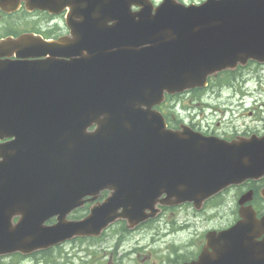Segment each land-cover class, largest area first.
<instances>
[{"label": "water", "instance_id": "obj_1", "mask_svg": "<svg viewBox=\"0 0 264 264\" xmlns=\"http://www.w3.org/2000/svg\"><path fill=\"white\" fill-rule=\"evenodd\" d=\"M20 1L28 10L68 7L70 36L0 40V58L45 56L0 59V139L11 138L0 143V254L98 235L116 218L133 226L158 203L199 207L264 175V136L219 141L173 130L153 108L165 92L264 62V0H0V8ZM102 190L85 217L67 219ZM225 256L222 264L236 261Z\"/></svg>", "mask_w": 264, "mask_h": 264}, {"label": "flooded vegetation", "instance_id": "obj_2", "mask_svg": "<svg viewBox=\"0 0 264 264\" xmlns=\"http://www.w3.org/2000/svg\"><path fill=\"white\" fill-rule=\"evenodd\" d=\"M32 13L45 17V20L42 24L33 21L30 26L38 23L40 30L26 28L27 32L33 31L35 34L48 39H56L69 34L64 19L65 10L57 14L38 13L37 11ZM194 101L198 103L192 107ZM200 101L202 100L199 98L184 97L180 104V106L187 109L186 113L191 115L189 121L185 123L194 130L227 140L238 135L256 134L260 136L264 134V110L260 112V109H258V116L255 120L256 128L252 130L222 131V127L218 130L201 126V120H204V106L210 105H203L199 103ZM257 101L254 100V106L256 104L259 108L260 103H257ZM240 106V104L234 105L235 108ZM191 107L192 110H196L195 114H192ZM211 108L214 107L210 106ZM195 117L200 118L199 121H196ZM263 187L264 177L246 180L239 186H233L213 195L204 202L200 211L194 210L191 203L178 206H160L158 207L159 212L154 218L139 223L133 229H126L124 221L116 223L121 226L118 228V234L115 233L118 229L110 228L117 237L112 242L106 237L73 238L53 249L76 240L94 243L91 247H86L87 250L84 251L83 255H80L79 262H75V264H184L186 262L222 264V253L239 259L248 258L251 260L250 263L240 262V264H264V198L261 196ZM232 189L238 190V193L233 196L232 205L229 207L226 204L229 202L232 194L230 190ZM245 192H250L249 199L240 203L239 201ZM249 205L252 209L248 208ZM222 207H228L229 209L222 213ZM179 209L188 211H180ZM86 211L87 209H77L75 211L76 218L81 217ZM180 214L183 216H180ZM245 218H249L250 222L245 224L244 227L240 225L229 233H222L224 230L230 229L237 221ZM152 223H155L156 226L147 238L131 241L129 234L142 230ZM189 227L193 230L190 231L188 238H168L169 234L176 235L178 230ZM163 230L168 232L163 234ZM64 262L68 263L66 256L63 264Z\"/></svg>", "mask_w": 264, "mask_h": 264}, {"label": "rangeland", "instance_id": "obj_3", "mask_svg": "<svg viewBox=\"0 0 264 264\" xmlns=\"http://www.w3.org/2000/svg\"><path fill=\"white\" fill-rule=\"evenodd\" d=\"M155 3H158L160 0H153ZM189 1H201V0H185ZM10 20H14V22H19L20 24H31L33 21L38 22L39 24L44 23L45 17L37 14L26 15L23 11H19L12 18L9 16H5L1 13L0 15V34L6 29L10 22ZM11 24V23H10ZM18 23H16L17 25ZM234 77L229 80L231 77L230 74L228 75H218L216 76L211 83L204 87L203 89L182 93L181 97H195L199 98L202 101L203 105H210L215 107V110L210 109V106H204L203 114L206 116V120H201V126H207L210 129H220L222 127V131L226 130H234V131H243L245 129L252 130L256 128V118L258 116V107L254 106V99L258 100L257 103L262 104L261 111L264 109V64L260 63H249L248 65L244 66L243 68L239 69L234 75ZM243 90L245 92V96L241 95L239 92ZM243 96V97H242ZM180 96L170 99H166L165 103L161 107V110L167 112L168 115L175 114V115H183V112H180L181 109L179 107L180 102H178V98ZM222 100V102H221ZM197 101L192 102V107L197 104ZM240 104L239 108L230 107L233 104ZM221 104H222V111L226 109V112L222 114V117L219 113L221 112ZM178 105V106H177ZM192 114L196 113V110H192ZM260 111V112H261ZM251 112V113H249ZM233 113V114H232ZM188 114V113H187ZM230 114V115H229ZM190 116V114H188ZM196 121H199L200 118H196ZM219 119V121H218ZM258 125V124H257ZM229 209L228 207H222V213ZM188 211V210H186ZM211 211V210H210ZM182 216V214H180ZM156 226L155 223L149 224L145 226L142 230H138L135 233L129 234L131 241L134 242L136 239H144L145 237L151 233L152 229ZM120 228L119 225H115L113 229ZM193 230L191 227L186 228L184 230H178L175 234H169L168 238H179V239H186L190 236V231ZM119 229L115 231L118 234ZM113 233L111 230L106 232V234L102 237L109 239V241H114L116 234ZM105 240V239H104ZM94 243H89L87 241H75L62 248L67 250L70 249L71 253L67 255L68 263L64 264H75V262H79L80 255L84 254V251L87 250L86 247H91ZM73 247V248H72ZM77 247V248H76ZM60 250H54L48 253L49 256L59 257L58 253ZM64 258L61 259L65 261V255L63 254ZM41 258V257H38ZM36 264L35 261L31 258H20V257H5L3 260H0V263L4 264ZM60 263V262H58ZM40 264H44V260L41 258ZM51 264V263H49Z\"/></svg>", "mask_w": 264, "mask_h": 264}, {"label": "trees", "instance_id": "obj_4", "mask_svg": "<svg viewBox=\"0 0 264 264\" xmlns=\"http://www.w3.org/2000/svg\"><path fill=\"white\" fill-rule=\"evenodd\" d=\"M228 75V74H227Z\"/></svg>", "mask_w": 264, "mask_h": 264}]
</instances>
